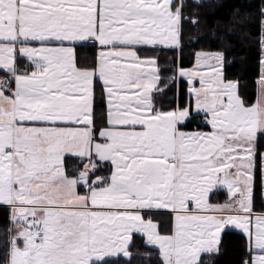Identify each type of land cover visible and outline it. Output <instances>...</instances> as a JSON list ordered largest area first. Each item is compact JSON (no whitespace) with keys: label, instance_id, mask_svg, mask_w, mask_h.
<instances>
[{"label":"snow or ice","instance_id":"snow-or-ice-1","mask_svg":"<svg viewBox=\"0 0 264 264\" xmlns=\"http://www.w3.org/2000/svg\"><path fill=\"white\" fill-rule=\"evenodd\" d=\"M183 6L0 0L2 264H210L202 257L220 252L229 226L246 235L241 264H264V211L253 208L264 50L253 99L226 76L223 51L195 52L191 67L162 77L142 50L182 49ZM86 42L96 56L80 62ZM179 78L187 97L165 107ZM197 117L209 131L185 130ZM220 189L227 198L211 202ZM136 235L149 251L134 250Z\"/></svg>","mask_w":264,"mask_h":264},{"label":"trees","instance_id":"trees-1","mask_svg":"<svg viewBox=\"0 0 264 264\" xmlns=\"http://www.w3.org/2000/svg\"><path fill=\"white\" fill-rule=\"evenodd\" d=\"M182 11V49L172 50L166 47H147L143 55L156 56L159 59L162 77L171 75L170 68L174 63L183 67H191L195 62L194 53L198 51H223L225 53L224 71L229 79L239 81L241 92L253 99L257 91L256 81L261 69L263 40L264 0H183ZM186 17H194L198 23L189 22ZM97 48L91 43H83L77 47L80 62H91L96 56ZM5 73L0 71V76ZM160 87H164L162 82ZM188 82L179 78L175 83H168L160 102L165 107L187 97ZM97 95H100L98 86ZM98 107L104 105L98 101ZM187 131H209L202 117L188 123ZM264 151V149H262ZM79 163L76 160L68 161ZM223 192H215L210 201H222ZM253 208L255 212L264 211V194L259 165L254 173ZM166 219V215L161 214ZM9 227V208L0 206V264L5 259V232ZM134 250L149 251L144 248L139 235L134 236ZM246 257V237L236 230H226L221 237L220 252L217 255L202 257L210 264H241ZM120 264H123L121 261Z\"/></svg>","mask_w":264,"mask_h":264},{"label":"crops","instance_id":"crops-1","mask_svg":"<svg viewBox=\"0 0 264 264\" xmlns=\"http://www.w3.org/2000/svg\"><path fill=\"white\" fill-rule=\"evenodd\" d=\"M86 43H91V42H86ZM24 63H27V62L24 61ZM29 70H31V69H29ZM0 71H2V70H0ZM184 79H185V78H184ZM218 191L225 193V197H223V200L227 198V192H226V190L220 189V190H214L213 193H210L209 199H210V197H211L212 194H214L215 192H218ZM223 200H222V201H223ZM222 201H220V202H222ZM216 202H217V201H216ZM0 206H6V205L0 204ZM6 207H8V206H6ZM8 208H9V207H8ZM229 229H231V230H236V231L242 233L241 230H239V229H235V228L232 227V226H229V227L226 228L224 231L229 230ZM223 233H224V232H223ZM223 233H222V234H223ZM222 234H221V237H222ZM242 234L246 237V235H245L244 233H242ZM215 255H217V254H215Z\"/></svg>","mask_w":264,"mask_h":264},{"label":"rangeland","instance_id":"rangeland-1","mask_svg":"<svg viewBox=\"0 0 264 264\" xmlns=\"http://www.w3.org/2000/svg\"><path fill=\"white\" fill-rule=\"evenodd\" d=\"M264 23V21H263ZM263 40H264V24H263ZM262 50H264V45H262ZM186 79V78H185ZM187 80V79H186ZM263 194H264V186H263Z\"/></svg>","mask_w":264,"mask_h":264}]
</instances>
